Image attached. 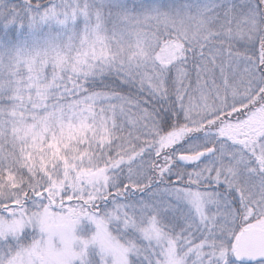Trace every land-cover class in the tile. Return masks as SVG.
Returning <instances> with one entry per match:
<instances>
[{
  "label": "rangeland",
  "instance_id": "obj_1",
  "mask_svg": "<svg viewBox=\"0 0 264 264\" xmlns=\"http://www.w3.org/2000/svg\"><path fill=\"white\" fill-rule=\"evenodd\" d=\"M33 1L39 6L24 5L29 13L23 40L15 48L5 45L25 72L49 65L86 77L119 69L157 93L172 72L180 93L187 66L197 56L202 64H194L197 81L182 112L197 135L220 114L233 115L241 104L257 100L264 63L250 51L262 34L258 20L264 21V0ZM77 107L74 112L70 108L59 133L46 137L37 125L27 128L33 158L26 170L42 173L41 182L50 184L52 196L19 207L25 199L19 180L9 167H0V208L17 204L0 213V264H225V258L233 259L241 229L264 227V110L243 122L228 123L219 137L206 132L189 140L183 150L171 151L184 134H159L145 115L139 116L135 104L92 95ZM73 134L85 147L76 146ZM213 141L217 150L199 162L164 168L169 185L129 201L117 196L100 210L95 206L76 217L82 203L109 196L119 176L134 185H150L153 180L142 164H148L152 152L170 154L164 156L167 162L208 151ZM93 145L100 146L103 157L107 149L115 151L111 169L91 165ZM74 148H85L86 153ZM17 155L26 162L25 152ZM177 179L191 182L194 189L173 185ZM65 186L69 193L60 188ZM66 195L78 198L81 208L51 207ZM110 226L127 233L131 246L121 245ZM23 234L30 236L28 247L18 243ZM10 241L15 245L6 251L2 244Z\"/></svg>",
  "mask_w": 264,
  "mask_h": 264
},
{
  "label": "trees",
  "instance_id": "obj_2",
  "mask_svg": "<svg viewBox=\"0 0 264 264\" xmlns=\"http://www.w3.org/2000/svg\"><path fill=\"white\" fill-rule=\"evenodd\" d=\"M24 5L30 9L39 6V4L33 0H0V167H9L12 170L11 172L16 175V179L19 180L20 185H18V187L23 190V195H25V199L21 200L22 204L21 206L19 205V207L28 208L30 205L29 203L35 198H38L35 197L36 195H40V197L42 196L44 198L52 196V193L48 192L50 184L41 182L43 174L34 171L35 175H33V172H28V170H26L27 163L32 161L33 158V156L29 154L31 152L30 150H33V148L31 149L30 144H28L29 140L27 139L30 135L28 134L27 128L31 125H37L42 129L40 133L44 134L46 137L50 136L49 132L59 133L61 131L60 126L65 123L63 120L68 118L67 115L70 108H75L73 112L76 111L78 108L77 105L88 96L104 95L112 98H121V100H126L130 104H135L137 106V111L140 112L139 116L145 115V118H148L151 125L155 127L159 134L169 137L176 133L181 136L184 134L182 142L177 141L171 148V151H179L181 147H185L186 143L198 136L204 135L206 132L216 133L215 136L219 137L222 133L220 129L224 128L228 123L243 122L244 119L256 115L257 112L260 114L262 110H264V71L260 68V90L255 103L241 104V106L235 109V114L233 115L229 112L220 114L214 119V125L207 124L203 126L201 130H198L202 133L199 134L198 132L199 135H197V130L189 128L190 124L187 123V118L182 113L189 92L193 90L197 81L196 75L194 74L196 70L194 64L196 65V62L200 65L202 64V62L198 61L197 56L193 57L195 58L192 60L193 65L189 64L187 66L188 74L185 75L181 81L183 83V91L180 93H177L176 90V80L171 78L172 72H167V76H165L163 82H161L160 93L147 87L138 77L119 72V69H114L115 71L108 70L105 73H96L86 77L73 75L59 67H52L49 65L42 69H28L29 71L25 72L27 69L17 66L11 57V50L5 48L6 44L11 45V48H15L14 46L23 40L22 37H24L26 31L24 27L28 18L27 14L29 13L27 9L24 11ZM262 20L260 21V18L258 20L259 27L262 26V32H260L262 34H259L258 41L255 45L256 47L250 52L254 54L256 59H260L263 64L264 21ZM200 57L201 56H199V58ZM116 113H119L118 109ZM115 117L118 120L121 115ZM78 137L79 136L76 134H73V138H76L77 141V143H75L76 146L82 149L85 146L80 144L81 138ZM65 138L68 139L67 134H65ZM73 138L69 136V140H72V142H74ZM210 144L209 150H217L218 143L216 141ZM79 148L74 149L78 153H86L85 148L81 152ZM90 150L93 154L91 165L96 167L99 163V167L111 169L115 161V151H113V149L111 151H109V149L104 151L107 153L105 157L102 156L103 153H100V146L98 145H93ZM18 151L27 154L26 162H22L18 158ZM166 151L167 150L164 152L166 153ZM34 152H38V149L34 148ZM160 153L152 152V156L150 155L151 162L149 161L148 164L146 162L142 164L145 166V169L148 170L151 180H153L150 185L147 183L143 185H134L129 182L127 178L119 176L118 184L114 187V191L110 192L109 196H104L101 202H94L93 204L86 202L82 203L83 205L81 207L83 211L81 210V213L78 210L76 217H83L86 212H90L92 209L95 210L96 205H98L97 209L100 210V208L111 203L110 199L117 198V196L123 195L124 192H126L129 197H124L123 200L129 201L145 195L152 189L164 187L163 185H169V180H166L167 170L163 171L164 168L168 166H179L180 164L177 159L173 158L165 162L164 156L166 157L167 153H162L161 155ZM3 154L9 156L10 159L3 157ZM77 155L83 164V160L81 159L82 155ZM35 158L39 157L35 156ZM5 160H7L6 163L4 162ZM34 176H36V180L31 183V181L35 179ZM57 177V179H60L59 176ZM177 184L184 189H194L191 187V182L179 181L177 179L173 185ZM39 185L42 186L39 190L34 192L29 190L31 188L35 190ZM203 187L205 188L206 186ZM60 188L66 193H69L66 186ZM217 188L220 192L225 191L221 186L215 187L214 189ZM132 189H134V191H132ZM198 189L202 190L203 188L198 187ZM43 192L46 194H43ZM117 192L121 194H117ZM65 198L69 200L66 205L71 204L81 208L77 205L79 203L77 202L78 198L75 197L70 199L71 197L67 195L62 197V199ZM104 198H107L106 204H103ZM16 206L17 204L7 203L0 208V213ZM109 230L121 245L125 247L131 246L130 242L133 239L127 236V233H122L111 226ZM165 231L172 236L176 234L166 229ZM23 235L24 237L22 240H19L18 243H24V245L28 247L31 241L30 236L28 234ZM13 244L15 245V241L4 242L2 247L4 249L8 248L9 251H11L10 246ZM130 260L133 262L132 256H130ZM223 262L225 264H238L229 257L225 258Z\"/></svg>",
  "mask_w": 264,
  "mask_h": 264
},
{
  "label": "water",
  "instance_id": "obj_3",
  "mask_svg": "<svg viewBox=\"0 0 264 264\" xmlns=\"http://www.w3.org/2000/svg\"><path fill=\"white\" fill-rule=\"evenodd\" d=\"M211 154L212 151L209 150L193 156L179 155L177 157V161L182 165L193 164L199 162L201 159H203V157L209 156ZM43 194L46 193L43 192ZM39 196L40 195H36L35 197ZM119 198L122 199L123 196H119ZM68 202V200L59 202L58 204L51 202V207L59 210L63 204ZM106 202L107 198L104 199L103 203ZM233 259L239 264L264 262V227L250 226L242 229L239 232L234 245Z\"/></svg>",
  "mask_w": 264,
  "mask_h": 264
}]
</instances>
